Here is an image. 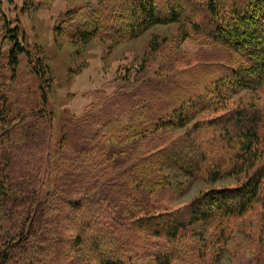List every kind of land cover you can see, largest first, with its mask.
Returning <instances> with one entry per match:
<instances>
[{
    "label": "trees",
    "instance_id": "1",
    "mask_svg": "<svg viewBox=\"0 0 264 264\" xmlns=\"http://www.w3.org/2000/svg\"><path fill=\"white\" fill-rule=\"evenodd\" d=\"M92 1L70 10L57 35L74 43H120L156 25L180 23L187 38L197 36L223 56L214 65L202 64L209 78L201 86L172 81L170 88L150 78L135 89L102 93L82 117L68 123L59 149L51 151L45 148L49 127L43 112L20 114L6 96L26 49L17 35L11 36L16 42L8 54L0 41V264L41 263L40 256L55 245L52 264H76L68 262L81 248L98 264H146L142 251L153 264H172V251L151 239L169 245L168 237L188 246L195 223L241 217L264 196V111L255 103L225 109L232 105L229 95L264 92V0ZM197 117L202 119L184 136L149 147L146 157L135 158V145L123 147L140 137L156 140L161 130L186 128ZM111 142L117 147L109 148ZM64 160H71L70 168ZM51 165L68 168L61 170V186L51 195L56 207L40 195ZM165 168L191 176L204 168L213 182L244 178L170 211L145 202L147 194L163 187ZM59 205L63 216L47 220L45 213ZM52 225L58 237L49 239ZM70 230L74 236L69 237ZM153 245L155 251L149 249Z\"/></svg>",
    "mask_w": 264,
    "mask_h": 264
},
{
    "label": "rangeland",
    "instance_id": "2",
    "mask_svg": "<svg viewBox=\"0 0 264 264\" xmlns=\"http://www.w3.org/2000/svg\"><path fill=\"white\" fill-rule=\"evenodd\" d=\"M86 5L92 6L94 2L2 0L0 4V41L4 52L8 54L14 47L16 41L11 36L15 35L26 49V53L20 56L19 67L10 84L11 90L6 96L17 105L18 112H23L20 114L43 112L42 118L48 122L49 127L48 136L46 135L49 139L45 141V148H50L51 151L59 149L68 123L82 117L102 93L111 95L121 89H135L150 78L159 79L162 86L170 88L172 81L189 80L192 85L201 86L206 78V68L202 64L214 65L223 56L212 50V47L203 45L197 36L187 38L186 28L180 23L156 25L139 37L120 43L99 39L74 43L58 36L56 30L61 22L67 20V13ZM153 45L160 46L159 51L155 52ZM229 96L232 105L225 109L255 103L264 111L262 91H242ZM201 119L197 117L186 128L161 130L155 134L156 140H144L140 137L123 147L135 145V158L146 157L151 153L149 147L165 143L167 139L169 142L184 136ZM201 134L203 135L202 132ZM115 146L112 142L108 145L109 148ZM38 150L37 156L41 151ZM42 154L46 156L47 153L45 151ZM223 154H226L228 160L227 152ZM70 161L64 160L63 165L70 168ZM53 163L57 162L53 159ZM88 164L93 166L94 162L90 161ZM44 165L45 163L42 164V169L47 168ZM51 166L48 171H52L49 182L41 188L40 195L47 197L49 207H56V198L51 195L61 186L63 171L68 168L63 166L64 170L58 171L57 166ZM161 174L164 177L163 187L147 194L145 202L170 211L187 208L211 189L233 187L241 183V177L244 178L243 175H233L213 182V177L207 175L204 168L192 176L174 168H165ZM91 195L92 193L89 194ZM91 205L94 210V204ZM48 206L40 208L45 211ZM58 207V210L49 209L45 213L47 220L63 216L65 209L61 205ZM52 227L54 225L49 226L50 230L46 234L49 239L58 237ZM191 228L193 233L186 239L188 246H181L182 241L168 237L169 245L159 238L151 239L150 242L172 251V264H264V196L260 203L241 217L198 222ZM67 234L69 237L74 236L71 230ZM156 248L158 246L153 245L149 249L155 251ZM53 250H57L56 245ZM53 250L43 253L40 256L43 261L38 264H52L50 260L54 258ZM70 251L71 249L66 252ZM140 254L146 264H153L151 255L147 258L144 251ZM72 256L68 263L86 264L89 260L91 264H98L96 258L85 248H81V254Z\"/></svg>",
    "mask_w": 264,
    "mask_h": 264
},
{
    "label": "bare ground",
    "instance_id": "3",
    "mask_svg": "<svg viewBox=\"0 0 264 264\" xmlns=\"http://www.w3.org/2000/svg\"><path fill=\"white\" fill-rule=\"evenodd\" d=\"M238 252V251H237Z\"/></svg>",
    "mask_w": 264,
    "mask_h": 264
}]
</instances>
